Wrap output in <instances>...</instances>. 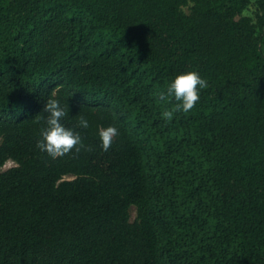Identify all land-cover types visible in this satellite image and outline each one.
I'll return each instance as SVG.
<instances>
[{
	"label": "trees",
	"instance_id": "1",
	"mask_svg": "<svg viewBox=\"0 0 264 264\" xmlns=\"http://www.w3.org/2000/svg\"><path fill=\"white\" fill-rule=\"evenodd\" d=\"M263 48L264 0H0V264H264ZM50 94L90 123L55 159Z\"/></svg>",
	"mask_w": 264,
	"mask_h": 264
},
{
	"label": "clouds",
	"instance_id": "2",
	"mask_svg": "<svg viewBox=\"0 0 264 264\" xmlns=\"http://www.w3.org/2000/svg\"><path fill=\"white\" fill-rule=\"evenodd\" d=\"M207 87V81L198 71L188 70L176 73L167 83L166 89L161 91L159 98L161 101L171 97L174 101V110L177 112L188 113L200 100L201 90ZM44 112L47 117L44 125L39 132V138L36 141V147L47 152L53 159L63 156L73 149L79 151L84 147L82 137L77 128L87 129L90 126L88 118L78 113L76 127H67L62 122L68 115L61 101L49 95L44 105ZM173 115L172 110H165L162 116L170 119ZM118 128L115 124L101 125L97 127V136L101 147L107 151L113 139L118 135Z\"/></svg>",
	"mask_w": 264,
	"mask_h": 264
},
{
	"label": "rangeland",
	"instance_id": "3",
	"mask_svg": "<svg viewBox=\"0 0 264 264\" xmlns=\"http://www.w3.org/2000/svg\"><path fill=\"white\" fill-rule=\"evenodd\" d=\"M249 12H250V10H249V11H246V13H249ZM263 53H264V48H263ZM13 164H14L13 162L8 161V162L3 166V169H6L7 167H9V166H11V165H13ZM130 215H131V219L134 218V216H135V208H134L133 206L130 208Z\"/></svg>",
	"mask_w": 264,
	"mask_h": 264
}]
</instances>
